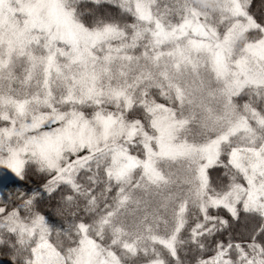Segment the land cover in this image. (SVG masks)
<instances>
[{
	"label": "snow or ice",
	"instance_id": "snow-or-ice-1",
	"mask_svg": "<svg viewBox=\"0 0 264 264\" xmlns=\"http://www.w3.org/2000/svg\"><path fill=\"white\" fill-rule=\"evenodd\" d=\"M0 264H264V0H0Z\"/></svg>",
	"mask_w": 264,
	"mask_h": 264
}]
</instances>
